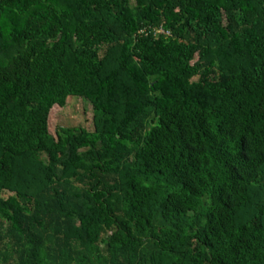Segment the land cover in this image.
<instances>
[{
    "label": "trees",
    "instance_id": "16d2710c",
    "mask_svg": "<svg viewBox=\"0 0 264 264\" xmlns=\"http://www.w3.org/2000/svg\"><path fill=\"white\" fill-rule=\"evenodd\" d=\"M0 264H264V0H0Z\"/></svg>",
    "mask_w": 264,
    "mask_h": 264
},
{
    "label": "rangeland",
    "instance_id": "374dc122",
    "mask_svg": "<svg viewBox=\"0 0 264 264\" xmlns=\"http://www.w3.org/2000/svg\"><path fill=\"white\" fill-rule=\"evenodd\" d=\"M58 106V108H56ZM56 109H55V108ZM52 108L53 115L49 119V128L51 133L57 137V130L60 126L65 127H79L85 126L92 128L93 125V107L92 104L76 96H72L68 100L66 107L59 108V105H56Z\"/></svg>",
    "mask_w": 264,
    "mask_h": 264
}]
</instances>
